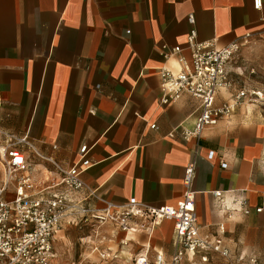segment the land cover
Instances as JSON below:
<instances>
[{"label":"crops","instance_id":"crops-1","mask_svg":"<svg viewBox=\"0 0 264 264\" xmlns=\"http://www.w3.org/2000/svg\"><path fill=\"white\" fill-rule=\"evenodd\" d=\"M262 5L257 10L254 0H0V130L29 135L39 151L66 167L77 161L80 145L93 146L84 178L98 190L101 200H91L97 207L131 199L175 205L196 139L170 133L179 124L192 126L200 103L190 94L161 103L158 69L173 63L162 45L186 48L192 29L198 41L219 46L246 34L264 39V0ZM228 96L220 91L218 102ZM240 113L203 133L193 187L196 211L203 225L225 223L235 257L264 262V208L255 211L264 207V121ZM218 190L222 201L212 193ZM241 198L251 213L231 211L229 219L226 213ZM101 229L121 235L125 246L136 240L140 251L152 248L158 232L170 238L171 251L160 250L170 261L171 220L157 225L151 237L120 232L111 223Z\"/></svg>","mask_w":264,"mask_h":264},{"label":"built area","instance_id":"built-area-1","mask_svg":"<svg viewBox=\"0 0 264 264\" xmlns=\"http://www.w3.org/2000/svg\"><path fill=\"white\" fill-rule=\"evenodd\" d=\"M254 6L262 9V0H254ZM190 21H194L193 16ZM251 37L246 34L219 46L214 41H198L197 32L192 29L186 48L162 45L167 62L171 59L173 63H165L158 69L161 103L170 104L184 94H190L200 103L194 124L190 127L179 124L170 133L173 137L179 134L186 141L196 139L195 153L185 168L184 193L175 205L156 206L131 199L120 206L106 202L105 206L97 207L91 200H101L98 190L84 178L92 165L89 155L93 146L80 145L77 161L66 167L39 151L29 135L0 130V264H54L57 233L63 227H86L99 236L101 227L111 223L120 232L142 231L151 237L162 220L173 222L174 250L170 261L163 251H158L152 259L149 247H145L135 256V264H182L185 260L194 264H264L258 258L245 263L242 257H235L227 244L224 222L214 227L201 224L193 188L205 129L232 117L247 99L264 109V93L255 91L250 97L232 77L233 66L251 52ZM222 90L229 96L218 102ZM151 127L155 128L156 124ZM220 166L226 168V161L221 160ZM212 193L222 201L223 191ZM238 205L226 213L229 219L234 216L231 211L251 213L246 198H241ZM263 208L256 207L255 211L260 213ZM89 242L95 246V242ZM122 242L127 244L126 239ZM93 252L99 254L101 261L110 258L108 251L98 245Z\"/></svg>","mask_w":264,"mask_h":264},{"label":"rangeland","instance_id":"rangeland-1","mask_svg":"<svg viewBox=\"0 0 264 264\" xmlns=\"http://www.w3.org/2000/svg\"><path fill=\"white\" fill-rule=\"evenodd\" d=\"M250 46V54L245 55L244 61L233 66L232 77L237 86L246 89L249 96L253 97L252 93L255 91L264 93V39L251 37ZM240 107L241 110L237 109L236 112H241L243 119L250 115L264 121V109L260 104L248 102L247 99V102ZM57 234L54 264H135L134 258L141 248L136 240L125 246L126 244H123L121 240V235H115L106 229H101L98 233L99 236H96L89 228L81 229L80 227L68 226L63 227ZM155 235L156 240L153 239V245L150 248L152 259L158 251L162 250V247L165 252L167 251V254L171 251L170 238H162L158 232ZM250 235L256 239L261 238L260 233L252 232ZM89 241L95 242V246H92ZM97 245L110 254L107 261H101L99 254L93 252ZM182 264H194V262L185 260ZM215 264L224 263L217 262Z\"/></svg>","mask_w":264,"mask_h":264},{"label":"bare ground","instance_id":"bare-ground-1","mask_svg":"<svg viewBox=\"0 0 264 264\" xmlns=\"http://www.w3.org/2000/svg\"><path fill=\"white\" fill-rule=\"evenodd\" d=\"M164 222H165V220H162L161 222H160V225H163L164 224ZM155 235V234H154Z\"/></svg>","mask_w":264,"mask_h":264}]
</instances>
